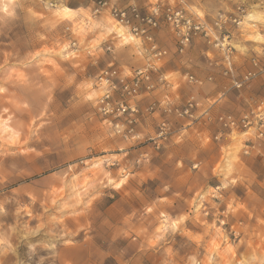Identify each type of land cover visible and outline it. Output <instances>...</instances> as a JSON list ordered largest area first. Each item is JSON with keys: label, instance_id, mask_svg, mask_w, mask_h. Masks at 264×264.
Here are the masks:
<instances>
[{"label": "clouds", "instance_id": "obj_1", "mask_svg": "<svg viewBox=\"0 0 264 264\" xmlns=\"http://www.w3.org/2000/svg\"><path fill=\"white\" fill-rule=\"evenodd\" d=\"M259 85L264 0H0V264H264Z\"/></svg>", "mask_w": 264, "mask_h": 264}, {"label": "rangeland", "instance_id": "obj_2", "mask_svg": "<svg viewBox=\"0 0 264 264\" xmlns=\"http://www.w3.org/2000/svg\"><path fill=\"white\" fill-rule=\"evenodd\" d=\"M138 119H139V117H138ZM245 143L250 145V142H248V141H245ZM249 167H250V170L252 171V173L257 176V179H260L261 176L264 175V157L257 156L255 158H253L252 161L250 162ZM209 183L212 187H216L219 182L213 180V181H210ZM146 184H147V182H146ZM234 191H235L236 195H240L239 191H237V190H234ZM213 199L217 200L216 197H213ZM224 208H225V206L221 205L220 211H224ZM209 215H211V213ZM178 239H179V237H178ZM117 244L119 247H124L126 245V241L121 239V240L117 241ZM109 259H111V258H109Z\"/></svg>", "mask_w": 264, "mask_h": 264}, {"label": "built area", "instance_id": "obj_3", "mask_svg": "<svg viewBox=\"0 0 264 264\" xmlns=\"http://www.w3.org/2000/svg\"><path fill=\"white\" fill-rule=\"evenodd\" d=\"M137 18H141L139 13L137 14ZM167 20V15H165L162 20H161V24H163L165 21ZM224 34H226L225 30H224ZM198 35L199 36H203V33L200 32L198 34V30L197 29H192L190 30V33H189V39H190V43L192 42L193 39L195 38H198Z\"/></svg>", "mask_w": 264, "mask_h": 264}, {"label": "crops", "instance_id": "obj_4", "mask_svg": "<svg viewBox=\"0 0 264 264\" xmlns=\"http://www.w3.org/2000/svg\"><path fill=\"white\" fill-rule=\"evenodd\" d=\"M226 34H227V31L225 30ZM191 44L195 47V46H200V47H203L204 44L203 42L199 41L198 38H195L192 40ZM261 90H264V85H259L257 86L255 89H254V92H259Z\"/></svg>", "mask_w": 264, "mask_h": 264}]
</instances>
